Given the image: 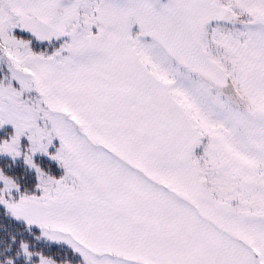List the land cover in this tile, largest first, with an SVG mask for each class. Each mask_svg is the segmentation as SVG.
<instances>
[{
  "label": "snow or ice",
  "instance_id": "6c2138e0",
  "mask_svg": "<svg viewBox=\"0 0 264 264\" xmlns=\"http://www.w3.org/2000/svg\"><path fill=\"white\" fill-rule=\"evenodd\" d=\"M0 264H264V0H0Z\"/></svg>",
  "mask_w": 264,
  "mask_h": 264
}]
</instances>
